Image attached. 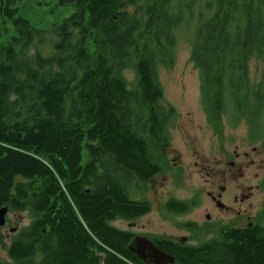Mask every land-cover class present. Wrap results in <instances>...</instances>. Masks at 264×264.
I'll use <instances>...</instances> for the list:
<instances>
[{
    "label": "trees",
    "instance_id": "obj_1",
    "mask_svg": "<svg viewBox=\"0 0 264 264\" xmlns=\"http://www.w3.org/2000/svg\"><path fill=\"white\" fill-rule=\"evenodd\" d=\"M23 1L0 0V207L34 220L0 264H136L135 234L113 223L148 213L151 201L132 191L168 168L178 113L161 67L175 64L178 35L192 28L208 122L221 133L220 119H247L252 139L264 137V0H60L73 11L51 30L20 14ZM192 204L170 197L165 209ZM204 247L208 263L264 264V228ZM199 250L186 248V261Z\"/></svg>",
    "mask_w": 264,
    "mask_h": 264
},
{
    "label": "rangeland",
    "instance_id": "obj_2",
    "mask_svg": "<svg viewBox=\"0 0 264 264\" xmlns=\"http://www.w3.org/2000/svg\"><path fill=\"white\" fill-rule=\"evenodd\" d=\"M40 0H24L20 3V14L28 19L31 24L43 30H51L52 24L62 17L70 16L73 7L70 5L62 6L60 0H47L48 4L39 5L36 2ZM199 4L195 6L197 15ZM183 34L178 35L177 58L172 67H161L160 80L164 86L165 103L171 104L178 113V117L171 127V146L168 151V168L156 175L151 182L138 183L132 193L135 198L148 199L151 201L152 208L149 214L137 222L129 223L116 220L113 225L126 228L127 225L134 227L136 231L151 232L153 230L176 232L180 230L170 223V221L160 222L158 215H169L170 220L174 216L168 214L164 209V202L168 196H173L179 200L193 199V187L201 186L202 178L197 171V161L205 159L210 161L218 154L217 138L214 129L210 126L203 105L201 103V81L198 70L191 61L192 46L190 38L192 37V28L184 30ZM54 34H47V39L42 46L44 55L52 52L51 41H55ZM43 42L42 39H35L34 44ZM35 48V47H34ZM263 63L253 59L250 63L251 77L259 79ZM125 76L133 80L134 75L131 71L125 73ZM224 117L222 119H226ZM231 119V118H229ZM230 123H222V128L227 129L226 145L230 144V139H236L241 143H246L244 138L247 130V121L241 119ZM232 124V125H231ZM255 146H259V141H255ZM86 155L84 160H86ZM177 167L176 169L174 167ZM180 170V178L176 179L177 171ZM131 193V194H132ZM23 212L17 222L21 227L28 223V215ZM200 209L191 210L186 216L179 218L191 219L190 217H199ZM13 218V215L11 216ZM178 219V217H176ZM129 223V224H127Z\"/></svg>",
    "mask_w": 264,
    "mask_h": 264
},
{
    "label": "flooded vegetation",
    "instance_id": "obj_3",
    "mask_svg": "<svg viewBox=\"0 0 264 264\" xmlns=\"http://www.w3.org/2000/svg\"><path fill=\"white\" fill-rule=\"evenodd\" d=\"M242 120L247 121V119ZM219 122L230 123L232 120L226 118L220 119ZM210 126L216 133L218 154L210 161L202 159L195 163L202 182L201 186L193 187V199H191L193 204L187 211L191 210L192 212L195 209H200L199 217L179 220L186 214L168 213L175 218L170 220L169 215H158L160 222L170 221L180 230L179 233L158 230L147 233L136 231L134 227L128 225L126 228L119 227L129 230L135 234V237L137 235L148 236L159 249L174 258L173 262H157L150 252L143 259L132 252L137 258L136 264H216L214 262L208 263L204 258H200L202 254L208 252V249L204 247L205 245L222 242L232 230L253 231L264 228V137L252 139L250 136L251 129L247 124L244 136L246 143L231 138L230 144L227 146L226 141L229 137L227 129L222 128L220 133L212 124ZM252 130L257 131L255 128ZM255 141H259L261 148L254 145ZM179 173L180 170L178 169L177 175H180ZM155 177L148 182H151ZM168 197L170 198V196ZM169 198L164 202V209ZM23 212L25 210L17 212L9 209L5 225L0 226L1 257H8L9 248L15 236L20 233L23 227L29 226L34 220V217L28 215V223L21 227L16 219L21 218ZM148 214L149 212L144 213L132 220L122 218L117 220L134 223ZM191 247L200 248L199 257L195 259V263L186 261L185 258V249ZM201 247L206 250H202Z\"/></svg>",
    "mask_w": 264,
    "mask_h": 264
},
{
    "label": "water",
    "instance_id": "obj_4",
    "mask_svg": "<svg viewBox=\"0 0 264 264\" xmlns=\"http://www.w3.org/2000/svg\"><path fill=\"white\" fill-rule=\"evenodd\" d=\"M7 212L8 207L0 208V226L5 224ZM129 249L141 259L146 258V254L150 252L157 262L174 261L172 256L159 249L147 236H136L129 245Z\"/></svg>",
    "mask_w": 264,
    "mask_h": 264
}]
</instances>
